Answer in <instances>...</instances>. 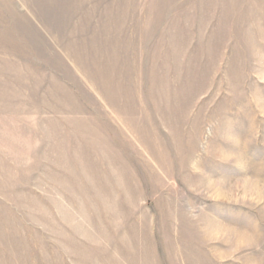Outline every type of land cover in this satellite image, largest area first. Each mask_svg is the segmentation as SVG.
<instances>
[{
    "label": "rangeland",
    "instance_id": "1",
    "mask_svg": "<svg viewBox=\"0 0 264 264\" xmlns=\"http://www.w3.org/2000/svg\"><path fill=\"white\" fill-rule=\"evenodd\" d=\"M0 264H264V0H0Z\"/></svg>",
    "mask_w": 264,
    "mask_h": 264
}]
</instances>
